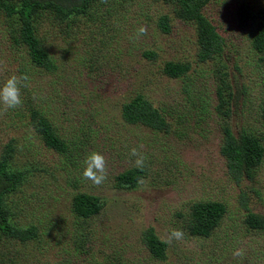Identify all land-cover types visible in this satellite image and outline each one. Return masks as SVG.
<instances>
[{
    "label": "rangeland",
    "instance_id": "374dc122",
    "mask_svg": "<svg viewBox=\"0 0 264 264\" xmlns=\"http://www.w3.org/2000/svg\"><path fill=\"white\" fill-rule=\"evenodd\" d=\"M261 1L204 0L200 11L223 40L204 62L196 56L194 22L178 17L171 1L89 0L83 12L66 16L36 9L32 30L55 64L42 70L15 38L17 18L8 9L20 0H0V86L13 74L30 77L21 88L22 106L4 112L0 105V158L12 147L8 170L22 173L2 203L12 226L29 229L23 239L0 233V264H264V231L243 223L248 211L264 215V155L250 176L234 180L219 152L224 124L264 146V51L251 47L252 28L236 23L239 3L257 8ZM162 16L168 32L158 26ZM140 26L147 34L137 38ZM166 61L188 69L173 78L163 70ZM221 79L226 117L216 109ZM137 95L159 111L161 128L121 118L122 105ZM36 107L67 150L44 145L30 118ZM133 147L147 156L143 183L122 185L116 176L135 167ZM91 152L106 160L108 178L100 187L82 179ZM77 192L96 196V212L76 213ZM199 201L225 207L207 236L186 229ZM146 228L162 241L171 229L185 235L165 243L164 257L156 259L141 242ZM236 249L243 257L233 256Z\"/></svg>",
    "mask_w": 264,
    "mask_h": 264
},
{
    "label": "trees",
    "instance_id": "16d2710c",
    "mask_svg": "<svg viewBox=\"0 0 264 264\" xmlns=\"http://www.w3.org/2000/svg\"><path fill=\"white\" fill-rule=\"evenodd\" d=\"M89 0H20L19 5L11 7L8 11L15 14V38L26 48L30 64L42 70H52L55 66L50 53L43 48L34 34L30 16L36 9H45L58 13L59 16H66L71 11L83 12ZM173 2L177 7L176 14L182 19L191 20L195 24L197 41V59L201 62L218 53L223 42L222 37L215 30L214 26L202 15L200 9L204 0H166ZM16 8V9H14ZM57 14V15H58ZM158 26L163 32H168L169 27L166 17L158 18ZM236 23L241 29L251 27L250 45L257 51H264V0L257 8H252L245 2L238 4L236 9ZM146 53H149L146 52ZM187 64L178 61H166L163 70L173 78L185 74ZM224 78V77H223ZM225 79V78H224ZM224 80L221 79L218 85L217 107L223 117L228 116V109L223 101ZM188 85L183 84L187 92ZM121 118L129 123L142 124L152 128H161L165 120L159 111L153 107L142 96H135L129 102L122 105ZM30 118L37 134L44 145L63 152L67 150L66 142L58 135L49 120L42 114L40 109L31 108ZM260 119L264 128V96L260 104ZM234 135L230 128L224 124L221 127V142L219 152L224 157L228 174L237 180L241 176H250L251 170L260 164L264 155V146L259 137H256L243 130ZM12 151L9 147L0 158V233L6 236L23 239L28 237L29 229L23 230L12 226L6 218V211L3 207V196L13 191L16 184L22 179L20 171L8 170L7 160ZM142 176V171L136 167L129 168L117 174V182L122 185H135ZM72 207L76 213L88 217L97 210V198L94 195L77 192L72 197ZM225 212L224 204L216 201H199L191 205L186 221L188 234L193 236H207L219 223ZM247 228L264 231V215L248 211L243 218ZM141 242L144 244L150 255L156 259L164 257L165 243L160 240L150 228L142 231Z\"/></svg>",
    "mask_w": 264,
    "mask_h": 264
},
{
    "label": "clouds",
    "instance_id": "9594fccd",
    "mask_svg": "<svg viewBox=\"0 0 264 264\" xmlns=\"http://www.w3.org/2000/svg\"><path fill=\"white\" fill-rule=\"evenodd\" d=\"M100 2L102 4H107L108 0H100ZM146 34L147 29L144 26H140L136 30L137 38ZM0 64H2V62H0ZM29 81L30 77L27 73L20 75L13 74L6 79L2 86H0V105H3L4 112L22 106L21 88L27 87ZM129 156L135 158L133 164L137 169L142 171L145 168L147 156L139 152L137 148H131ZM83 164L82 179L91 181L96 187L102 186L108 178L105 157L98 152H91L85 156ZM138 183H143V180L138 179ZM184 235V232L180 229H171L167 239L163 242L171 244L173 240H182ZM243 255L244 252L242 249H236L233 252V256L235 257H243Z\"/></svg>",
    "mask_w": 264,
    "mask_h": 264
}]
</instances>
